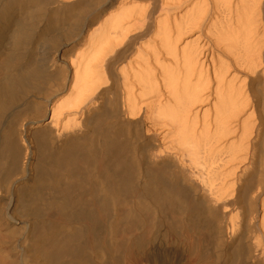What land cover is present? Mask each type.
Returning <instances> with one entry per match:
<instances>
[{"label":"bare ground","instance_id":"6f19581e","mask_svg":"<svg viewBox=\"0 0 264 264\" xmlns=\"http://www.w3.org/2000/svg\"><path fill=\"white\" fill-rule=\"evenodd\" d=\"M0 264H264V0H0Z\"/></svg>","mask_w":264,"mask_h":264},{"label":"rangeland","instance_id":"374dc122","mask_svg":"<svg viewBox=\"0 0 264 264\" xmlns=\"http://www.w3.org/2000/svg\"><path fill=\"white\" fill-rule=\"evenodd\" d=\"M104 235V234H103Z\"/></svg>","mask_w":264,"mask_h":264}]
</instances>
